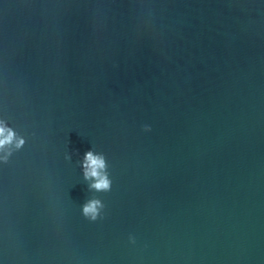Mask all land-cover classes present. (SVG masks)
<instances>
[{
    "label": "water",
    "instance_id": "1",
    "mask_svg": "<svg viewBox=\"0 0 264 264\" xmlns=\"http://www.w3.org/2000/svg\"><path fill=\"white\" fill-rule=\"evenodd\" d=\"M0 119V264H264V0H0Z\"/></svg>",
    "mask_w": 264,
    "mask_h": 264
},
{
    "label": "clouds",
    "instance_id": "2",
    "mask_svg": "<svg viewBox=\"0 0 264 264\" xmlns=\"http://www.w3.org/2000/svg\"><path fill=\"white\" fill-rule=\"evenodd\" d=\"M151 130L150 125H144L145 132ZM26 142L24 135L11 127L7 120L0 119V162L7 164L15 152L24 148ZM66 159L71 160L72 156L69 154ZM80 164L88 191L105 193L112 190L113 181L110 178L109 164L103 152H96L94 149L87 151L83 155ZM81 207L82 215L89 221L95 222L105 216L106 204L96 196L87 199ZM129 241L135 244L136 237L130 235Z\"/></svg>",
    "mask_w": 264,
    "mask_h": 264
}]
</instances>
